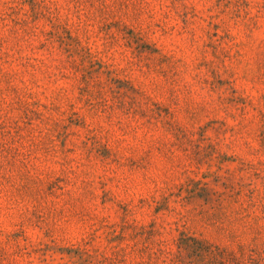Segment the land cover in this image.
I'll list each match as a JSON object with an SVG mask.
<instances>
[{"label": "rangeland", "instance_id": "374dc122", "mask_svg": "<svg viewBox=\"0 0 264 264\" xmlns=\"http://www.w3.org/2000/svg\"><path fill=\"white\" fill-rule=\"evenodd\" d=\"M0 264H264V0H0Z\"/></svg>", "mask_w": 264, "mask_h": 264}]
</instances>
